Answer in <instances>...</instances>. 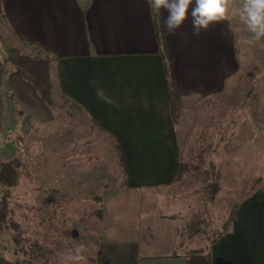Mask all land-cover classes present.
<instances>
[{
    "label": "crops",
    "instance_id": "1",
    "mask_svg": "<svg viewBox=\"0 0 264 264\" xmlns=\"http://www.w3.org/2000/svg\"><path fill=\"white\" fill-rule=\"evenodd\" d=\"M191 7L189 19L170 36L167 12L150 9L146 0H0V49L3 38L15 52L5 65L0 52V69H12L14 100L49 130L56 120L52 110L63 111L64 155L122 154L127 186L152 193L144 196L145 207L165 204L135 215L134 225L113 227L99 264H264L263 191L243 201L229 231L223 233L224 224L223 235L207 247L196 246L195 213L186 237L182 215L167 214L181 197L170 193L183 123L224 97L239 69L232 28L238 8L196 37ZM155 18L182 106L176 122Z\"/></svg>",
    "mask_w": 264,
    "mask_h": 264
},
{
    "label": "rangeland",
    "instance_id": "2",
    "mask_svg": "<svg viewBox=\"0 0 264 264\" xmlns=\"http://www.w3.org/2000/svg\"><path fill=\"white\" fill-rule=\"evenodd\" d=\"M240 2L229 0L231 12L238 8L239 14ZM232 28L239 69L224 97L200 106L199 119L194 115L183 123L180 162L200 169H191L175 183L170 195L181 197L167 211L182 215L184 237L195 213L194 235L200 247L218 238L243 201L264 192V38L247 44L250 34L239 17ZM1 42L5 65L15 52L3 38ZM11 70L0 69V163L18 158L21 165L18 184L12 189L0 186V198L8 194L9 218L19 224L23 252L15 253L10 228L0 234V249L15 261L33 257L29 247L36 245L33 264H61L71 250L85 244L84 264H99L101 245L113 227L134 225L135 215L164 210L165 204L145 207L144 196L152 193L127 186L118 154L64 155L66 115L52 110L56 120L51 130L49 124L35 121L11 94Z\"/></svg>",
    "mask_w": 264,
    "mask_h": 264
},
{
    "label": "clouds",
    "instance_id": "3",
    "mask_svg": "<svg viewBox=\"0 0 264 264\" xmlns=\"http://www.w3.org/2000/svg\"><path fill=\"white\" fill-rule=\"evenodd\" d=\"M149 8L167 12L164 24L168 35L175 36L189 19L193 35L199 37L203 31L227 18L229 0H146ZM239 18L250 34L245 41L252 45L264 38V0H241ZM87 246L79 244L61 261V264H84Z\"/></svg>",
    "mask_w": 264,
    "mask_h": 264
},
{
    "label": "trees",
    "instance_id": "4",
    "mask_svg": "<svg viewBox=\"0 0 264 264\" xmlns=\"http://www.w3.org/2000/svg\"><path fill=\"white\" fill-rule=\"evenodd\" d=\"M154 26H155V32H156V38H157V43L159 47V51L163 58H165V71L167 74V78L169 80L168 86H169V113L170 117L173 122H176L180 116L179 113H181L182 106L180 104V99L179 95L175 89V85L173 82V78L171 75L170 71V66L169 62L166 59L165 56V50H164V44H163V37H162V32H161V27H160V22L157 18L154 19ZM119 160L122 164L123 170H124V165H125V160L124 156L122 154L119 155ZM21 162L18 158H13L9 161L1 162L0 163V186L5 189H12L18 184V177H19V168H20ZM191 169L198 170L200 169L199 167H191L190 164L180 162L177 175L173 179L172 182H179L181 177L186 173L191 171ZM217 185V184H216ZM210 187V186H209ZM214 189L217 192V186ZM240 206V205H239ZM238 206V207H239ZM238 207L236 209H238ZM9 201H8V194L5 192L2 194V197L0 198V234L4 231V229H11L13 231V236H12V241L14 244V249L15 253H19L20 251L23 252V238L21 236L20 232V227L19 224L14 222L12 219L9 218ZM233 218L230 216L229 221H226L225 223V230L223 233H227L229 231V225L232 222ZM223 234H218V238L221 237ZM216 238V239H218ZM216 240H214L213 243H215ZM25 242V241H24ZM39 247L36 245H33V247L30 244L29 250L32 254L33 257H37V254H33L32 250H37L38 251ZM39 252V251H38ZM196 254L200 252H195ZM33 257H29L28 259H23V260H15V261H10L9 259L4 256L3 252L0 249V264H33Z\"/></svg>",
    "mask_w": 264,
    "mask_h": 264
}]
</instances>
